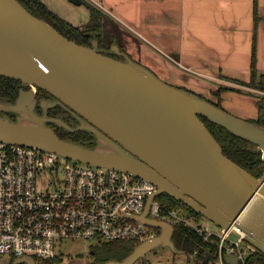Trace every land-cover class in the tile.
Returning <instances> with one entry per match:
<instances>
[{
	"label": "water",
	"instance_id": "water-1",
	"mask_svg": "<svg viewBox=\"0 0 264 264\" xmlns=\"http://www.w3.org/2000/svg\"><path fill=\"white\" fill-rule=\"evenodd\" d=\"M0 75L54 96L40 101L42 113L35 110L33 89L20 88L14 101L0 99V112L16 113L14 119L0 113V140L124 170L156 185L143 212L131 217L158 227L159 233L121 259L91 264H134L159 247L184 253L172 238L174 225L146 216L153 198L162 193L220 227L235 223L264 254L263 182L224 154L200 115L251 141L263 155L264 125L168 83L117 44L107 51L95 37L90 45L68 38L19 0H0ZM57 104L73 111L79 123L71 126L59 116H48L47 109ZM49 121L72 131L89 130L95 145L61 138ZM225 261L236 264L237 258L226 255ZM19 262L37 264L31 256L16 257L11 264ZM0 264L9 263L0 258Z\"/></svg>",
	"mask_w": 264,
	"mask_h": 264
},
{
	"label": "built area",
	"instance_id": "built-area-1",
	"mask_svg": "<svg viewBox=\"0 0 264 264\" xmlns=\"http://www.w3.org/2000/svg\"><path fill=\"white\" fill-rule=\"evenodd\" d=\"M155 190V184L124 170L0 140V257L31 256L42 264L61 257L67 239L140 243L153 238L160 229L131 215L143 212ZM146 216L194 229L215 246L212 264H229L226 255L245 264L260 252L235 223L226 229L213 222L212 226L205 217L195 220L179 208L163 205L157 196ZM183 262L172 258L165 264Z\"/></svg>",
	"mask_w": 264,
	"mask_h": 264
},
{
	"label": "crops",
	"instance_id": "crops-1",
	"mask_svg": "<svg viewBox=\"0 0 264 264\" xmlns=\"http://www.w3.org/2000/svg\"><path fill=\"white\" fill-rule=\"evenodd\" d=\"M42 1L52 9L48 0ZM90 2L84 0L75 4L83 18L81 22L55 13L82 28L94 22L95 12L91 7L94 6L101 13L99 45L104 49L117 44L123 52L147 65L166 81L213 102L218 100L215 91L225 87L219 94L223 108L238 110L246 107L248 110L249 106H254L248 114L252 111L257 114L255 93L259 91L239 81H247L251 75L254 33L255 66L258 73H264V0H257L256 31L253 0ZM105 19L111 20L126 37L130 35L134 40L138 39L140 46L130 39L132 45L123 35L114 33L109 43H104L102 29ZM243 90L249 94H243ZM242 101L249 104L244 105Z\"/></svg>",
	"mask_w": 264,
	"mask_h": 264
},
{
	"label": "trees",
	"instance_id": "trees-1",
	"mask_svg": "<svg viewBox=\"0 0 264 264\" xmlns=\"http://www.w3.org/2000/svg\"><path fill=\"white\" fill-rule=\"evenodd\" d=\"M21 4L27 8L32 14L45 19L50 24L55 26L62 34L76 42L84 45H90V41L95 37L100 44L101 36V13L96 10L94 6H91L94 14V22L80 28L78 25H74L67 20L63 19L52 9H50L42 0H19ZM254 6V30L256 31L258 15H257V0H253ZM255 38L252 46L251 53V75L247 81H239V83L246 85L252 89H256L259 92L255 93L257 99V114L255 118H251L255 123L264 125V73H258L255 66ZM115 56V55H114ZM22 87L21 81L4 75H0V99H6L14 101V97L17 95L19 88ZM225 87L218 88L215 94L218 96V100L215 104H220V91ZM37 97H44L48 91L38 87ZM261 91V92H260ZM49 114L69 116V113L60 105L57 104L49 108ZM15 117H9L14 119ZM200 118L204 121L208 129L214 135L216 140L221 145V148L229 158L240 164L246 170H248L254 176L260 177L264 173V155L261 150L256 149V145L251 141L241 138L225 127L208 120L206 117L200 115ZM48 126L51 122H47ZM53 124V123H52ZM61 138L80 143L85 146L92 147L95 145V137L92 132L86 129H78L75 131L68 130L63 127H59V130L55 131ZM157 199L160 202L170 208H179L185 211L187 214L193 216L195 220L203 217L200 213L196 212L191 207L187 206L183 202L176 200L166 193L157 195ZM172 238L175 245L182 249L184 252L192 253L196 257L195 264H212L216 254L215 246L208 242H204L202 237L191 227L182 222L174 224V232ZM138 244L133 240L128 239H114L109 241H99L96 244L90 246V250L93 251V262H100L108 259H121L127 255L133 247ZM15 257H10L9 264ZM61 258L57 257L52 261H44L42 264H52V262L60 261ZM187 263V262H186ZM264 264V254L257 252L255 255L250 256L245 264ZM17 264H26L25 262H19ZM241 264V263H239Z\"/></svg>",
	"mask_w": 264,
	"mask_h": 264
},
{
	"label": "rangeland",
	"instance_id": "rangeland-1",
	"mask_svg": "<svg viewBox=\"0 0 264 264\" xmlns=\"http://www.w3.org/2000/svg\"><path fill=\"white\" fill-rule=\"evenodd\" d=\"M91 1L90 3L96 4V0H89ZM94 1V2H93ZM48 2V3H47ZM46 3L52 5L51 8L54 12H57L59 15L66 19H70L71 21L74 22H81L83 21V18H81L80 11L78 10V6L75 5L74 2L70 0H48ZM83 9V7H82ZM80 15V17H79ZM120 28H117L111 20L105 19L104 24H103V39L104 43L108 44L112 33H114L116 36H121L126 37L125 34H123L122 30ZM133 40L138 46H140L139 40L138 39H133L130 35H127L126 40L129 41L132 45ZM121 39L120 41H122ZM147 66V65H146ZM159 76V75H158ZM162 78L161 76H159ZM163 79V78H162ZM165 80V79H164ZM166 81V80H165ZM168 82V81H167ZM170 83V82H168ZM172 84V83H171ZM175 85V84H174ZM243 94L248 95V91H241ZM250 96V95H249ZM242 104H249V102L245 103V101H242ZM250 109L247 110L246 107L240 108L238 110H228L227 111L231 113H235L236 116H239L244 119H251L256 116L255 112H251V114H248V112L254 107V106H249ZM253 113V114H252ZM248 114V115H247ZM261 181L263 182L264 185V173L262 176L259 177ZM42 185H44V180L41 179ZM206 221L209 222L212 226L214 224L206 218ZM96 240L94 238H75V239H67L62 242L61 245V260L60 261H55L52 262V264H90L93 262L94 257L90 256V246L95 244ZM0 258H3L5 261L9 260L8 255H3ZM175 258L176 260L179 261H185L187 263L184 264H195L196 262V257L192 253L184 252L180 254L173 253L171 250H169L168 247H159L156 250L147 252L146 254V260L143 261L141 259L137 260L134 264H165L167 263L170 259ZM147 261V262H146ZM38 264H41L40 261H37Z\"/></svg>",
	"mask_w": 264,
	"mask_h": 264
},
{
	"label": "flooded vegetation",
	"instance_id": "flooded-vegetation-1",
	"mask_svg": "<svg viewBox=\"0 0 264 264\" xmlns=\"http://www.w3.org/2000/svg\"><path fill=\"white\" fill-rule=\"evenodd\" d=\"M99 47L100 48H102V49H104L103 48V46H101V45H99ZM110 47V46H109ZM120 49V48H119ZM107 51H109L110 50V48H107L106 49ZM121 50V49H120ZM122 51V50H121ZM108 54H110V55H115L114 57H117V58H123V56H118L117 54H115V52L114 51H110V52H108ZM21 85H22V87H20V88H24V89H33L34 90V93H35V99L37 100V103H36V106H35V110L38 112V113H42V108L40 107V105H39V103H40V101L42 100V99H53L54 98V96L51 94V93H46L45 94V96L44 97H40V98H38L37 97V93L39 92L38 91V87L37 86H32V85H25V84H23L22 82H21ZM19 88V89H20ZM19 91V90H18ZM15 98V97H14ZM63 107V106H62ZM50 108V107H49ZM49 108L47 109V115L48 116H53V117H57V116H59V117H61L66 123H68L69 125H71V126H75V125H77L78 123H79V120H78V118H77V116H76V114L73 112V111H71V110H69L68 108H65V107H63L68 113H69V116H65V118L62 116V115H51V114H49ZM1 114H3L4 116H7L8 118L9 117H15L16 116V113L15 112H8V111H3V112H0ZM49 122H51V124L49 125L52 129H54V131H56V130H59V127H63V126H59V125H57L55 122H53V121H49ZM53 123V124H52ZM63 128H65V127H63ZM91 251V250H90ZM93 252L92 253H90V256H92L93 257ZM91 263H93V262H91ZM90 263V264H91Z\"/></svg>",
	"mask_w": 264,
	"mask_h": 264
}]
</instances>
